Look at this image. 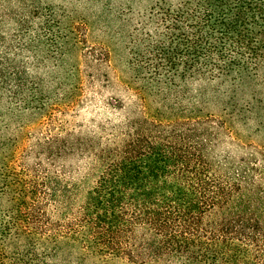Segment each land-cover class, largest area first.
I'll use <instances>...</instances> for the list:
<instances>
[{"label":"trees","instance_id":"trees-1","mask_svg":"<svg viewBox=\"0 0 264 264\" xmlns=\"http://www.w3.org/2000/svg\"><path fill=\"white\" fill-rule=\"evenodd\" d=\"M59 12L47 0H0V101L27 89V55L60 52ZM153 23L186 32L189 79L264 69V0H174ZM131 127L113 146L87 148L100 169L87 188L55 168L80 141L37 143L46 165L0 166V264H264V157L224 167L209 123L199 134L179 120Z\"/></svg>","mask_w":264,"mask_h":264},{"label":"rangeland","instance_id":"rangeland-1","mask_svg":"<svg viewBox=\"0 0 264 264\" xmlns=\"http://www.w3.org/2000/svg\"><path fill=\"white\" fill-rule=\"evenodd\" d=\"M47 1L62 15V48L55 58L27 55V89L3 91L0 166L46 165L37 143L80 141L82 148L55 168L87 188L100 172L87 148L113 146L142 119L179 120L197 134L211 124L212 155L224 167L264 157V69L258 77L206 85L189 79L186 32L153 23L157 6L174 0Z\"/></svg>","mask_w":264,"mask_h":264}]
</instances>
